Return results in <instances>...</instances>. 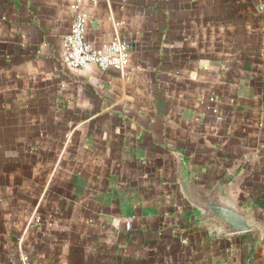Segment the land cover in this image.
<instances>
[{
	"label": "crops",
	"instance_id": "0c3cea01",
	"mask_svg": "<svg viewBox=\"0 0 264 264\" xmlns=\"http://www.w3.org/2000/svg\"><path fill=\"white\" fill-rule=\"evenodd\" d=\"M79 12L127 71L69 67ZM185 161L258 228L193 223ZM0 263L264 264V0H0Z\"/></svg>",
	"mask_w": 264,
	"mask_h": 264
},
{
	"label": "water",
	"instance_id": "95a60500",
	"mask_svg": "<svg viewBox=\"0 0 264 264\" xmlns=\"http://www.w3.org/2000/svg\"><path fill=\"white\" fill-rule=\"evenodd\" d=\"M181 192L194 213L192 222L205 226L211 237H233L254 232L258 224L253 218V208L240 206L229 198L227 181L206 186L190 173L185 161L179 169Z\"/></svg>",
	"mask_w": 264,
	"mask_h": 264
},
{
	"label": "built area",
	"instance_id": "2783aa9c",
	"mask_svg": "<svg viewBox=\"0 0 264 264\" xmlns=\"http://www.w3.org/2000/svg\"><path fill=\"white\" fill-rule=\"evenodd\" d=\"M88 20L86 13L79 12L64 39L63 50L69 67L73 70H81L93 65L102 71H127L131 62L129 43L116 38L102 47H94L87 40ZM133 220L131 218L126 220V231L130 232L133 229Z\"/></svg>",
	"mask_w": 264,
	"mask_h": 264
}]
</instances>
